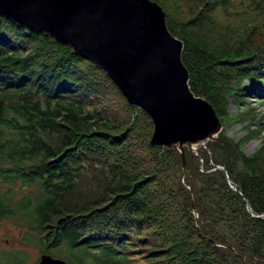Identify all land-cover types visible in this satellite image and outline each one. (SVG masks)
Returning <instances> with one entry per match:
<instances>
[{
    "label": "trees",
    "instance_id": "trees-1",
    "mask_svg": "<svg viewBox=\"0 0 264 264\" xmlns=\"http://www.w3.org/2000/svg\"><path fill=\"white\" fill-rule=\"evenodd\" d=\"M153 1L217 137L183 157L151 145V118L101 66L0 14V221L70 264H264V134L249 104L264 103V35L218 23L233 0ZM234 123L240 139L225 134ZM0 264L31 263L11 248Z\"/></svg>",
    "mask_w": 264,
    "mask_h": 264
},
{
    "label": "water",
    "instance_id": "water-1",
    "mask_svg": "<svg viewBox=\"0 0 264 264\" xmlns=\"http://www.w3.org/2000/svg\"><path fill=\"white\" fill-rule=\"evenodd\" d=\"M0 14L101 66L127 102L151 118V145L177 148L183 157V146H205L221 131L213 105L189 87L183 43L168 30L157 2L0 0ZM33 264L70 263L41 253Z\"/></svg>",
    "mask_w": 264,
    "mask_h": 264
},
{
    "label": "rangeland",
    "instance_id": "rangeland-1",
    "mask_svg": "<svg viewBox=\"0 0 264 264\" xmlns=\"http://www.w3.org/2000/svg\"><path fill=\"white\" fill-rule=\"evenodd\" d=\"M216 19L218 23L229 24L232 28L243 29L251 25L256 26L255 40H260L264 35V2L261 3L258 0H233L232 6L226 9V11L219 10L216 13ZM249 104L256 107V110L261 116L262 132L264 134V103H260L259 99L251 98ZM231 114L236 113L234 106L229 107ZM246 131L242 128L241 123H234L232 126L226 128L225 134L227 136L240 139L245 135ZM260 139L253 138L243 145L242 150L245 153L253 152L259 145ZM205 148L206 146L201 145ZM198 146L190 148L192 153L198 154ZM221 168V166H216ZM22 230L5 220L0 221V249H11V248H24L28 254V263L33 264L38 260L41 253L37 248L33 246L23 245L21 243ZM65 260V259H64ZM139 264V263H138Z\"/></svg>",
    "mask_w": 264,
    "mask_h": 264
}]
</instances>
